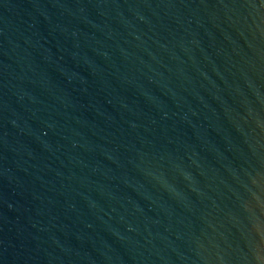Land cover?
Instances as JSON below:
<instances>
[{"label":"water","instance_id":"1","mask_svg":"<svg viewBox=\"0 0 264 264\" xmlns=\"http://www.w3.org/2000/svg\"><path fill=\"white\" fill-rule=\"evenodd\" d=\"M0 264H264V0H0Z\"/></svg>","mask_w":264,"mask_h":264}]
</instances>
